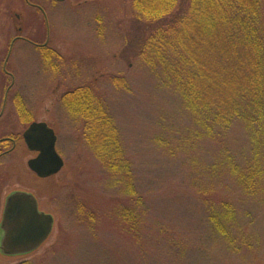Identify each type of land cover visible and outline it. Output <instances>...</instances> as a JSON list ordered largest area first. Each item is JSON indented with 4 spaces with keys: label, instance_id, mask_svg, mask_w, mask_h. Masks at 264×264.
I'll use <instances>...</instances> for the list:
<instances>
[{
    "label": "rangeland",
    "instance_id": "obj_1",
    "mask_svg": "<svg viewBox=\"0 0 264 264\" xmlns=\"http://www.w3.org/2000/svg\"><path fill=\"white\" fill-rule=\"evenodd\" d=\"M62 1L0 0V113L4 110L0 138L22 135L33 121H46L57 134V150L64 160L56 176L35 181L27 166L33 154L26 151L25 143L8 156L20 167L16 171L0 169L1 201L4 204L16 191H32L40 209L54 217V226L36 251L14 257L0 254V264H175L177 252L183 254L182 264H264V252H255L253 260L235 254L227 257L223 244L210 237L199 241L201 233L196 231L189 236L194 241L192 247L180 246L172 235L162 238L165 243L172 240L177 248L165 262L158 258L163 257V242L160 239L153 247L151 236L159 232L148 231L149 227L195 228L198 208L202 210L208 203L202 205L201 195L193 189L197 181L207 184L211 180L218 189L211 199L210 194L205 195L208 205L217 204L221 197L246 203L257 224L249 232L264 239V210L253 206L262 197L256 194L249 200L246 195L244 199L240 192L244 188V193H252L247 186L250 182L260 184L262 177L250 180L242 175L246 186L241 180L238 185L223 174L205 172L222 144L209 139L182 140L200 126L192 118L180 117L178 103L166 101L164 95H149L146 72L138 60L143 33L137 31V25L134 28L131 0ZM37 6H42L48 21ZM45 39L49 46L39 49L35 42L44 43ZM83 86L90 88L96 100L104 101L122 123L138 190L135 196L129 191L132 176L111 175L97 160L86 139L87 132L96 131L95 125L86 126V121L77 117L85 116L82 109L68 111L63 103L67 92ZM11 88L14 96L8 102L5 96ZM16 95L23 97L28 111L19 110L11 101ZM242 132L237 128L232 135L236 138L233 152L238 162L245 164L253 158V149H246L247 138ZM160 141L167 150L159 146ZM193 159L198 164L191 170ZM236 185L237 191L232 193ZM241 207L245 209L242 203ZM131 224L134 230L138 224L144 227L142 241L129 233L119 238L124 234L120 231L132 229Z\"/></svg>",
    "mask_w": 264,
    "mask_h": 264
},
{
    "label": "trees",
    "instance_id": "obj_2",
    "mask_svg": "<svg viewBox=\"0 0 264 264\" xmlns=\"http://www.w3.org/2000/svg\"><path fill=\"white\" fill-rule=\"evenodd\" d=\"M51 1L57 3L62 0ZM37 7L48 21L42 6ZM130 7L134 28L137 25L136 30L143 33L138 45V60L146 72L149 95L153 98L164 95L166 101L171 99L178 103L180 117L192 118V122L200 126L197 133L193 132L182 140L195 143L209 139L222 144L216 160L208 165L209 172L207 169L205 172L212 176L223 174L238 185L241 180L246 186L242 175L250 177V180L262 177L258 186L254 182L247 186L252 193H244L247 191L244 188L240 192L244 199L246 195L250 197L249 200L256 194L260 195L262 199L253 206L264 210V0H131ZM47 30L49 34V28ZM35 43L39 49L49 46L47 39L44 43ZM11 90L5 96L8 102L14 96ZM93 95L90 88L79 87L67 92L63 103L68 111L70 108L79 112L82 109L85 116L77 114V117L84 119L86 126L95 125L96 131L94 134L87 132L86 139L97 160L111 175L132 176L129 191L135 196L138 190L134 185L133 162L124 145L126 139L124 141L122 123L110 113L104 101L96 100ZM11 101L19 110L28 111L22 96L16 95ZM237 128L247 138L244 141L246 149H253V158L250 157L245 164L239 163L233 152L236 138L232 135ZM170 133H173L172 129ZM159 144L167 150L164 142ZM189 163L190 169L194 170L196 160ZM197 182L193 189L201 195L202 205L206 200L209 203V198L218 190L214 182ZM53 188L57 189L56 185ZM236 191L237 185L232 193ZM205 195L209 198L205 199ZM208 203L204 209L198 208L199 221L190 231L182 228L172 230L165 224L149 227L148 231L159 232L158 236H151L153 247L160 239L171 235L180 246L192 247L194 241L190 237L196 231L201 233L199 241L205 237L223 244L227 257L235 254L253 260L255 252H264L263 237L249 232L252 225L257 224L246 203L224 197L213 206ZM241 203L245 206L243 210ZM143 228L138 224L136 230L132 227L129 231H120L124 234L118 236L122 238L129 233L131 238L142 241ZM162 242L163 257L158 258L165 262L169 255L175 254L177 247L172 240L165 243L162 239ZM175 255L177 258L173 263L182 264L183 254L178 255L177 252Z\"/></svg>",
    "mask_w": 264,
    "mask_h": 264
},
{
    "label": "water",
    "instance_id": "obj_3",
    "mask_svg": "<svg viewBox=\"0 0 264 264\" xmlns=\"http://www.w3.org/2000/svg\"><path fill=\"white\" fill-rule=\"evenodd\" d=\"M23 138L30 151L38 152L28 166L39 177L47 178L63 169L64 160L56 148L57 136L46 123L33 122ZM53 226L54 217L39 210L37 198L32 193H11L0 224V250L8 256L30 254L49 238Z\"/></svg>",
    "mask_w": 264,
    "mask_h": 264
},
{
    "label": "flooded vegetation",
    "instance_id": "obj_4",
    "mask_svg": "<svg viewBox=\"0 0 264 264\" xmlns=\"http://www.w3.org/2000/svg\"><path fill=\"white\" fill-rule=\"evenodd\" d=\"M3 109L0 113V119H3ZM33 122H44L46 123L50 128L53 129V127L50 126V124H48L46 121H33ZM32 122V123H33ZM30 126V125H29ZM54 130V129H53ZM55 131V130H54ZM25 132V131H24ZM56 134V132H55ZM57 136V134H56ZM57 142H58V137H57ZM25 141H24V138H23V134L21 135H16V136H3L0 138V162L2 161V164H0V169H7V170H15L18 169L20 166L19 164L17 163V161H14L12 160L11 158H9L10 154H14L20 147V145H24ZM26 145V144H25ZM26 148V151H30L27 146H25ZM56 148H57V144H56ZM58 151V150H57ZM32 154H33V157L30 158V159H33V158H36L37 155H38V152H33V151H30ZM59 153V152H58ZM60 155V154H59ZM9 156V157H8ZM61 156V155H60ZM29 159V160H30ZM63 159V158H62ZM28 160V162H29ZM25 162V159H22L21 160V166L24 164ZM27 162V163H28ZM28 166V165H27ZM29 168V167H28ZM31 173L34 175V180L38 181H42V180H49L50 178L56 176V175H53V176H50V177H47V178H41L39 177L36 173H34L32 170H30ZM32 175V176H33ZM22 191V190H21ZM25 191V190H24ZM17 192V191H16ZM25 192H29V193H32V191H25ZM33 194V193H32ZM36 198H37V201H38V197L37 195L33 194ZM7 199V197H6ZM6 199L4 200V204H3V201H1V198H0V224L2 222V219H3V213H4V208H5V204H6ZM39 204V202H38ZM39 210L42 211V212H45L44 210H41L40 207H39ZM47 213V212H45ZM48 214V213H47ZM0 234H1V230H0ZM45 243V242H44ZM0 254L3 255V256H8V255H5L1 252L0 250ZM31 254V253H30ZM28 255V254H26ZM17 256H23V255H17ZM9 257H14V256H9Z\"/></svg>",
    "mask_w": 264,
    "mask_h": 264
}]
</instances>
